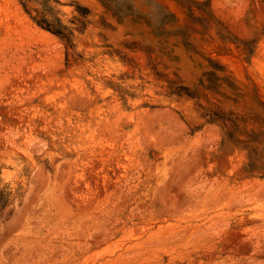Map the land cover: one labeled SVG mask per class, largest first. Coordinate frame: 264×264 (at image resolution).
<instances>
[{
    "label": "rangeland",
    "instance_id": "1",
    "mask_svg": "<svg viewBox=\"0 0 264 264\" xmlns=\"http://www.w3.org/2000/svg\"><path fill=\"white\" fill-rule=\"evenodd\" d=\"M0 264H264V0H0Z\"/></svg>",
    "mask_w": 264,
    "mask_h": 264
}]
</instances>
